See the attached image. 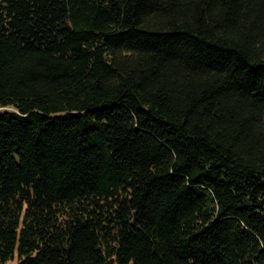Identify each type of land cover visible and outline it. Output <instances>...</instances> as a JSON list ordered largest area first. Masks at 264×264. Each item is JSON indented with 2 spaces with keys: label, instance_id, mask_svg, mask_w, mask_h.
I'll use <instances>...</instances> for the list:
<instances>
[{
  "label": "trees",
  "instance_id": "16d2710c",
  "mask_svg": "<svg viewBox=\"0 0 264 264\" xmlns=\"http://www.w3.org/2000/svg\"><path fill=\"white\" fill-rule=\"evenodd\" d=\"M264 264V0H0V264Z\"/></svg>",
  "mask_w": 264,
  "mask_h": 264
},
{
  "label": "rangeland",
  "instance_id": "374dc122",
  "mask_svg": "<svg viewBox=\"0 0 264 264\" xmlns=\"http://www.w3.org/2000/svg\"><path fill=\"white\" fill-rule=\"evenodd\" d=\"M18 260L14 259L13 261H10L8 264H16Z\"/></svg>",
  "mask_w": 264,
  "mask_h": 264
}]
</instances>
